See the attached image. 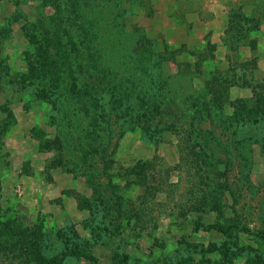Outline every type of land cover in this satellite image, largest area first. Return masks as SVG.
<instances>
[{
    "label": "rangeland",
    "instance_id": "obj_1",
    "mask_svg": "<svg viewBox=\"0 0 264 264\" xmlns=\"http://www.w3.org/2000/svg\"><path fill=\"white\" fill-rule=\"evenodd\" d=\"M0 264H264V0H0Z\"/></svg>",
    "mask_w": 264,
    "mask_h": 264
},
{
    "label": "trees",
    "instance_id": "obj_2",
    "mask_svg": "<svg viewBox=\"0 0 264 264\" xmlns=\"http://www.w3.org/2000/svg\"><path fill=\"white\" fill-rule=\"evenodd\" d=\"M209 229H215L216 231L223 232L222 228H215L214 226L209 227Z\"/></svg>",
    "mask_w": 264,
    "mask_h": 264
}]
</instances>
